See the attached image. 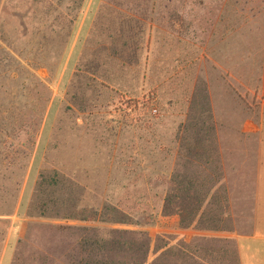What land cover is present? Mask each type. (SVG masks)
Here are the masks:
<instances>
[{
  "label": "rangeland",
  "instance_id": "rangeland-1",
  "mask_svg": "<svg viewBox=\"0 0 264 264\" xmlns=\"http://www.w3.org/2000/svg\"><path fill=\"white\" fill-rule=\"evenodd\" d=\"M250 14H264V0H0V264H87L80 238L94 230L120 232L127 248L149 240L146 263L237 264L219 184L223 142L236 135L199 105L207 156L191 163L179 149L192 143L186 114L207 93L202 76H215L217 45L233 34L241 60L249 40L257 49ZM185 176L224 230L163 215ZM105 208L132 224L62 219ZM157 239L181 243L183 258L154 256Z\"/></svg>",
  "mask_w": 264,
  "mask_h": 264
},
{
  "label": "crops",
  "instance_id": "crops-1",
  "mask_svg": "<svg viewBox=\"0 0 264 264\" xmlns=\"http://www.w3.org/2000/svg\"><path fill=\"white\" fill-rule=\"evenodd\" d=\"M262 19L264 14L249 15L248 26L255 32L257 49L251 48L249 40L246 60H241V47L232 34L228 45H217L214 78L209 77L208 71L202 76L211 116L222 132L237 136L233 135L227 146L223 142L221 150L228 154L220 158L223 172L219 184L226 191L233 219L232 231L222 235L235 243L238 264H264V38H259ZM240 134L247 137L243 144L238 140Z\"/></svg>",
  "mask_w": 264,
  "mask_h": 264
},
{
  "label": "trees",
  "instance_id": "trees-1",
  "mask_svg": "<svg viewBox=\"0 0 264 264\" xmlns=\"http://www.w3.org/2000/svg\"><path fill=\"white\" fill-rule=\"evenodd\" d=\"M206 91V90H205ZM199 105H203L209 115L206 116V119L211 121L209 101L207 93L200 95H193L189 109L187 112V127L184 129V133L189 135L192 143L180 144V151L185 153L186 158L192 162H199L200 159L207 156V148L205 147L204 140H206V133L202 131V127L206 124L203 120L201 114L196 110ZM128 107L135 108L134 103L127 102ZM194 110L196 112L194 113ZM211 129V128H210ZM185 136H183L184 139ZM187 140V138L185 137ZM188 141V140H187ZM196 178H187L180 177L178 180L173 181L171 184V189L167 193L164 199L163 215H176L178 217L179 228L188 229L193 224H199L202 222L208 223L204 230L207 231H220L224 230L218 226V222L221 221L222 216H212L204 209V203L207 199V196L203 193H200L195 187ZM199 186V184H198ZM200 188V186H199ZM173 206L175 209L173 210ZM45 211V210H44ZM43 215L45 212H41ZM208 215V216H207ZM59 217V216H55ZM62 219L72 220V221H81V222H101L115 225H131L132 222L130 218L120 213L119 211L111 208H105L100 214L95 210H72L68 214H63ZM93 235L83 236L81 240V249L83 248L84 254L89 258L87 264H156V261L146 263V254L149 247V240L134 242L131 245V248H127V243L122 240H117L114 234H121L114 230H108L105 233H99V230H94ZM139 235V233H138ZM172 242H167L166 244L162 243L160 239H157L155 244L157 245L154 249V256H160L163 254L166 256H174L175 253H178L176 256L180 259L184 253L182 252L181 243L177 242L176 248L171 246ZM186 243L182 246H186ZM118 252H130L133 256H136L139 261H132L130 263L119 260ZM235 260L238 264L237 250H234ZM110 255V256H108ZM162 257V256H161ZM87 258V259H88Z\"/></svg>",
  "mask_w": 264,
  "mask_h": 264
},
{
  "label": "built area",
  "instance_id": "built-area-1",
  "mask_svg": "<svg viewBox=\"0 0 264 264\" xmlns=\"http://www.w3.org/2000/svg\"><path fill=\"white\" fill-rule=\"evenodd\" d=\"M155 113H156V110H155V109H153V110H152V114H155Z\"/></svg>",
  "mask_w": 264,
  "mask_h": 264
}]
</instances>
